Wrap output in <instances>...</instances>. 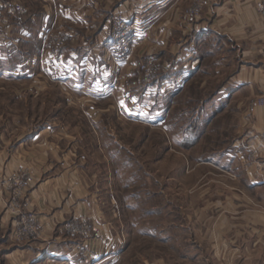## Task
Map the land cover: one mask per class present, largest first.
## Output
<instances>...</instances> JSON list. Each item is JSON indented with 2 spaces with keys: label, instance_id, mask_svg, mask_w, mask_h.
Listing matches in <instances>:
<instances>
[{
  "label": "crops",
  "instance_id": "crops-1",
  "mask_svg": "<svg viewBox=\"0 0 264 264\" xmlns=\"http://www.w3.org/2000/svg\"><path fill=\"white\" fill-rule=\"evenodd\" d=\"M0 1H19L25 9L0 25V102L8 107L0 110V264H98L104 259L93 253L121 241L103 197L92 189L95 149L79 143V130L15 125L35 119L27 103L44 98V80H32L46 74L39 56L51 5L65 39L52 74L61 73L54 83L70 95L68 104L91 102L93 90L109 91V58L120 45L110 27L116 14L128 27L144 26L146 50L167 60L161 80L131 89L124 81L139 72L143 49L131 48L117 69L126 75L120 86L132 93L118 96L165 103L166 161L176 155L180 164L170 180L201 200L192 207V223L172 226L170 233L166 228V239L176 244L173 231L186 230L193 246L211 251L200 249L181 262L246 264L255 257L252 251L264 247V104H258L264 99V0H203L196 18L189 15L195 0ZM13 85L32 97L21 89L12 98ZM14 99L25 104L19 114L8 106ZM28 217L34 233L17 239L14 232ZM79 229L89 231L85 239Z\"/></svg>",
  "mask_w": 264,
  "mask_h": 264
},
{
  "label": "rangeland",
  "instance_id": "rangeland-1",
  "mask_svg": "<svg viewBox=\"0 0 264 264\" xmlns=\"http://www.w3.org/2000/svg\"><path fill=\"white\" fill-rule=\"evenodd\" d=\"M45 9L51 13V17L39 62L46 74H44L45 78L35 76L32 80L33 82L44 80V87H42L44 88V98L40 102L34 100V103H31L30 99L27 103V110L34 113L35 119L25 120L22 118L19 120L20 123L15 125L20 128L27 127L28 130L31 127L43 126L57 129L60 126L77 128L79 135L76 137L79 143L85 146L86 151L95 149L92 153L96 159L91 158L92 167L90 168L95 176L92 179V189L98 196L103 197L104 203L108 207L109 223L114 226L112 233L117 231L121 236L119 247L114 249L109 244L102 247L99 252L93 253L97 259L99 257L104 259L98 264H158L157 261L165 260V258L168 261L171 260L170 264H183L182 257L192 258L200 249L211 253L207 247L193 246L194 237L186 230L184 233L173 231V234H177L174 235L176 241H173L177 242L176 244L170 245L171 241L166 239V228L170 233L172 226L192 223V219H194L192 207L199 205L201 200L188 198L186 190L184 193L182 192L181 183L170 180V175L175 178L174 174L177 173V167H180V164H178L176 155L172 158L169 157L166 161L168 140L164 131L166 127L164 125L165 103L162 97H158L155 103L145 100L128 103L127 97L118 96V93L125 89V87L122 88V85L120 86V80H124L126 77L121 70L117 69L118 65L129 60L128 53L135 46L143 48L139 58V72H135L132 74V79L124 82L129 83L131 89L134 88L132 83L143 89L147 88V85L154 82L155 79L163 78L167 60L160 53H157L160 56H156L153 51L146 50L149 43L144 37L145 33H142L146 31V28L140 27L139 31L142 33V37L139 38L138 35L134 36L133 25L128 27L125 24L130 32L129 39L132 36L136 39L131 38L132 43L124 58L118 55L120 45H117L111 56L112 59L109 58L113 68L109 80V84H111L109 91L93 90L96 92L94 96L92 95L93 98H87L91 102L85 101V103L77 100L70 105L66 100L70 95L59 89L56 86L57 83H54L61 80V73L52 74L53 67H58L53 66L54 59L60 58L59 52L65 44L59 25L60 19H56L58 14L55 15L57 13L55 6H47ZM116 19L123 22L125 19L121 14H116L110 25L113 29L116 28L114 34L116 40L118 39L117 42H120V29L118 25L114 24L117 22ZM58 35L62 39L61 44L55 39ZM55 44L59 46L57 54L53 56L50 50ZM13 86L12 98L17 94L16 91H21V89L29 98L32 97L30 92L25 91V87ZM32 90L34 93L38 91L35 87L29 89V91ZM129 92L132 93L130 89L126 88L124 94ZM80 97L77 96L78 99H81ZM20 101L17 102L14 99L8 106L10 105L13 111L17 112L25 107V104ZM88 103L91 104L89 110L92 109L94 112L92 117L88 113L86 115ZM6 107L0 102V110H4ZM56 108L59 109L61 117L58 112L54 113L53 110ZM89 132H92L93 135H90ZM97 145L102 148V153L98 152ZM86 153L89 156L91 154L90 152ZM100 155L102 157H99ZM251 157L252 155L249 156V159ZM88 233V230L79 229L77 236L85 239ZM203 233L202 231L199 237H202ZM235 254L238 256L240 251ZM252 254L256 255L246 264H264V247L252 251ZM222 255L223 253H221ZM93 257L91 256V258ZM191 264L193 263L191 262ZM219 264L223 263L219 262Z\"/></svg>",
  "mask_w": 264,
  "mask_h": 264
},
{
  "label": "built area",
  "instance_id": "built-area-1",
  "mask_svg": "<svg viewBox=\"0 0 264 264\" xmlns=\"http://www.w3.org/2000/svg\"><path fill=\"white\" fill-rule=\"evenodd\" d=\"M202 6H203V0H195L193 5L189 9V15L192 18H196L198 11L200 10V8ZM24 13H25V9L19 1H5V2L0 1V25L1 26L8 25L10 17L22 15ZM114 24L118 25V28L120 29L119 33H121L120 34L121 35L120 36L121 44L119 46L120 53L118 55H121L120 57L124 58L127 54L129 45L132 43L131 38L136 39V37H134L136 35H138V37L141 38L142 33L139 31L140 28H133L134 29L133 30L134 36H132L129 39L130 32H129V30H127L124 22L117 20V22ZM55 39L58 43H60V44L62 43V39L59 35ZM58 46L59 45L55 44L54 47L50 50V52H52L51 54L53 56H55L57 54ZM258 104L263 105L264 99L259 100ZM262 139H263L262 148L264 150V134L262 135ZM34 228H35L34 218L33 217L25 218L23 220L20 228L14 232V236L17 239H23V238L27 237L28 235H31L32 233H34Z\"/></svg>",
  "mask_w": 264,
  "mask_h": 264
}]
</instances>
